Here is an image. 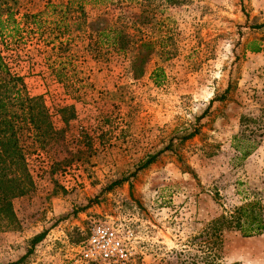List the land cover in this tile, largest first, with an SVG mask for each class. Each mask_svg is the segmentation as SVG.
I'll list each match as a JSON object with an SVG mask.
<instances>
[{
    "label": "rangeland",
    "instance_id": "374dc122",
    "mask_svg": "<svg viewBox=\"0 0 264 264\" xmlns=\"http://www.w3.org/2000/svg\"><path fill=\"white\" fill-rule=\"evenodd\" d=\"M65 1H5L20 30L0 42L4 58L63 134L24 143L33 189L11 199L15 228L0 220V264L19 258L39 232L16 264H89L77 246L102 221L131 228L126 264H188L210 219L254 198L264 210V0H154L152 13L128 1L85 3L87 20L103 8L111 20L142 15L129 31L154 50L136 75L128 56L93 57L74 25L56 48L45 24L23 23L47 2ZM60 108L71 114L66 123ZM220 237L221 264H264V233Z\"/></svg>",
    "mask_w": 264,
    "mask_h": 264
},
{
    "label": "trees",
    "instance_id": "16d2710c",
    "mask_svg": "<svg viewBox=\"0 0 264 264\" xmlns=\"http://www.w3.org/2000/svg\"><path fill=\"white\" fill-rule=\"evenodd\" d=\"M6 0H0V42H6L5 37L18 35L20 27L13 17V12L6 7ZM138 9L142 7L152 13L154 0H66L63 2H47L44 9L33 14L23 15V23L40 27L46 25L57 44L52 47H61L67 38L70 25H74L86 41L85 49L93 57H103L108 52L130 57V69L134 75L142 73L140 68L154 50V42L149 38L129 30H136L142 22L141 14L132 17H119L111 20L108 11L99 10L96 16L87 20L84 11L85 3L99 5L117 2H127ZM170 3L173 0H163ZM106 5V6H107ZM146 16V15H145ZM29 26V27H30ZM2 38V39H1ZM252 45V44H251ZM251 51H257V46H251ZM60 65L52 69L59 73ZM162 75V69L155 67L150 72L154 82ZM227 88L224 90L226 92ZM224 94L218 99H223ZM61 120L66 123L70 116H65L64 108L58 110ZM63 129H56L52 124V114L47 109L40 95H29L24 88L22 76L12 71L4 58L0 48V220L12 228L16 226V216L11 207V199L24 196L33 189V180L27 168L24 143L38 145L46 144L54 139L62 138ZM193 132L183 136L189 138ZM241 158L248 154V149L241 150ZM154 159L149 156L137 168H143ZM115 180L113 184L120 183ZM112 184V185H113ZM263 205L258 199L244 200L235 205L226 213L210 219L204 228L194 236L197 242L194 252H189L188 264H221L220 249L222 247L220 233L222 230H233L241 237H249L264 233ZM88 233V232H87ZM44 236L39 232L30 239L29 247L15 261L5 264H16L23 260L32 250V247ZM87 236V234H86ZM85 236V238H86ZM84 238V239H85ZM83 239V240H84ZM177 256L181 255L178 251ZM178 264H183L178 262Z\"/></svg>",
    "mask_w": 264,
    "mask_h": 264
},
{
    "label": "built area",
    "instance_id": "2783aa9c",
    "mask_svg": "<svg viewBox=\"0 0 264 264\" xmlns=\"http://www.w3.org/2000/svg\"><path fill=\"white\" fill-rule=\"evenodd\" d=\"M77 246L81 261L89 264H126L131 256L126 241L133 237L127 225L95 222Z\"/></svg>",
    "mask_w": 264,
    "mask_h": 264
}]
</instances>
